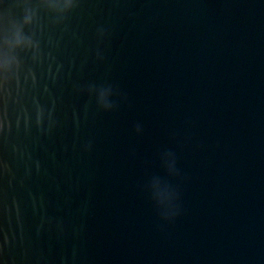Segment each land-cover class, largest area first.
<instances>
[{
	"label": "water",
	"instance_id": "95a60500",
	"mask_svg": "<svg viewBox=\"0 0 264 264\" xmlns=\"http://www.w3.org/2000/svg\"><path fill=\"white\" fill-rule=\"evenodd\" d=\"M0 264H264V0H0Z\"/></svg>",
	"mask_w": 264,
	"mask_h": 264
},
{
	"label": "clouds",
	"instance_id": "9594fccd",
	"mask_svg": "<svg viewBox=\"0 0 264 264\" xmlns=\"http://www.w3.org/2000/svg\"><path fill=\"white\" fill-rule=\"evenodd\" d=\"M179 214V212L178 213H176L174 216H172L171 218H169V220H172V219H174L177 215Z\"/></svg>",
	"mask_w": 264,
	"mask_h": 264
}]
</instances>
